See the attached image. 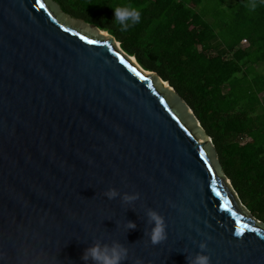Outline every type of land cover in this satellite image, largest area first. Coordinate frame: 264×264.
<instances>
[{
	"label": "water",
	"instance_id": "1",
	"mask_svg": "<svg viewBox=\"0 0 264 264\" xmlns=\"http://www.w3.org/2000/svg\"><path fill=\"white\" fill-rule=\"evenodd\" d=\"M40 3L0 0V264H85L97 239L127 247L123 264H187L201 241L210 264H264V223L192 107L108 32ZM149 209L166 222L155 245Z\"/></svg>",
	"mask_w": 264,
	"mask_h": 264
},
{
	"label": "trees",
	"instance_id": "2",
	"mask_svg": "<svg viewBox=\"0 0 264 264\" xmlns=\"http://www.w3.org/2000/svg\"><path fill=\"white\" fill-rule=\"evenodd\" d=\"M53 1L170 83L202 122L239 202L264 223V75L256 71L264 63V0H213L233 7L235 25L221 36L200 12L209 0ZM128 4L141 20L121 32L113 8Z\"/></svg>",
	"mask_w": 264,
	"mask_h": 264
},
{
	"label": "clouds",
	"instance_id": "3",
	"mask_svg": "<svg viewBox=\"0 0 264 264\" xmlns=\"http://www.w3.org/2000/svg\"><path fill=\"white\" fill-rule=\"evenodd\" d=\"M113 12V21L120 26L119 30L121 32L127 31L141 20V11L131 4L115 6ZM103 195L111 200L121 194L117 189L109 187L104 191ZM138 196V193H125L121 198L125 203H129L137 199ZM147 216L148 223L151 227L146 230L145 235H148L151 243L155 245L167 238L165 218L154 209H149ZM125 228L135 229L136 224L132 221H127ZM198 246L201 251L197 252L194 256H186L187 264H210V257L205 254L204 251L207 248L206 243L201 241ZM128 255V248L118 240H112L110 243H106L97 239L89 247L84 249L81 259L85 264H88L89 261H91L92 264H123V262L128 259ZM136 264H141V262L137 260Z\"/></svg>",
	"mask_w": 264,
	"mask_h": 264
},
{
	"label": "rangeland",
	"instance_id": "4",
	"mask_svg": "<svg viewBox=\"0 0 264 264\" xmlns=\"http://www.w3.org/2000/svg\"><path fill=\"white\" fill-rule=\"evenodd\" d=\"M230 4H233V1L229 0L228 5H230ZM232 9H233V7H225L221 10L220 7H217L216 2H213V0H209L202 6V8L200 9V12L201 13L205 12V13H207L206 15H208V17L212 18V20H213L212 24L215 28V32L217 35L221 36L222 33L225 34L227 32H230V30L235 25L234 14H233ZM248 46H249V42L247 41V42H243L239 48H247ZM256 71L260 75H264V63L257 66ZM262 101H264V94L262 95ZM231 189L233 191V188H231ZM240 205L244 209H246L241 203H240Z\"/></svg>",
	"mask_w": 264,
	"mask_h": 264
},
{
	"label": "bare ground",
	"instance_id": "5",
	"mask_svg": "<svg viewBox=\"0 0 264 264\" xmlns=\"http://www.w3.org/2000/svg\"><path fill=\"white\" fill-rule=\"evenodd\" d=\"M101 34H103V35H105V36H108V33L105 32V30H102V33H101ZM113 40H114V39H113ZM114 42H115V40H114ZM117 46L121 47L119 43H117ZM133 62L137 63V60H136L134 57H133ZM163 86H166V87L168 88V85H167V84H165V85H163Z\"/></svg>",
	"mask_w": 264,
	"mask_h": 264
},
{
	"label": "snow or ice",
	"instance_id": "6",
	"mask_svg": "<svg viewBox=\"0 0 264 264\" xmlns=\"http://www.w3.org/2000/svg\"><path fill=\"white\" fill-rule=\"evenodd\" d=\"M36 3L40 4V7L43 8L44 5L40 3V0H36Z\"/></svg>",
	"mask_w": 264,
	"mask_h": 264
}]
</instances>
